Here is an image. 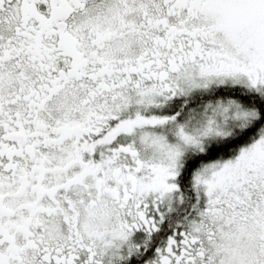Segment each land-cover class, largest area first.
Here are the masks:
<instances>
[{"label":"snow or ice","instance_id":"6c2138e0","mask_svg":"<svg viewBox=\"0 0 264 264\" xmlns=\"http://www.w3.org/2000/svg\"><path fill=\"white\" fill-rule=\"evenodd\" d=\"M0 264H264V0H0Z\"/></svg>","mask_w":264,"mask_h":264}]
</instances>
